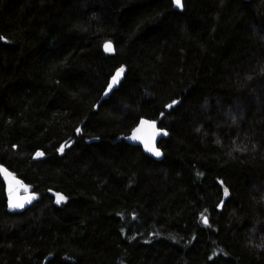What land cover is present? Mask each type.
<instances>
[{"label": "trees", "instance_id": "obj_1", "mask_svg": "<svg viewBox=\"0 0 264 264\" xmlns=\"http://www.w3.org/2000/svg\"><path fill=\"white\" fill-rule=\"evenodd\" d=\"M0 163V264H264V0H0Z\"/></svg>", "mask_w": 264, "mask_h": 264}, {"label": "water", "instance_id": "obj_2", "mask_svg": "<svg viewBox=\"0 0 264 264\" xmlns=\"http://www.w3.org/2000/svg\"><path fill=\"white\" fill-rule=\"evenodd\" d=\"M175 1V0H174ZM249 1V0H245ZM176 4V3H175ZM183 4V0H181V5ZM177 6V5H176ZM181 7V6H177ZM111 43L113 51L109 52L105 49V44ZM103 50L108 55H114L116 53V47L113 41L108 40L103 45ZM118 70L117 72H119ZM117 72L113 75V77L116 76ZM125 73L121 74L118 81L116 83H113V77L110 79V82L104 91L103 99L108 98L115 89H117L121 83L124 80ZM144 122L142 125L141 122ZM154 125V127H152ZM139 129V131H137ZM138 136L140 139H132L131 137ZM167 136V130L161 128L157 121L151 120L148 118H142L139 123L134 127L132 132L125 137V141L131 145L134 146H140L142 147L143 151L149 155L150 157L156 159V160H162L164 158V152L159 146V142L161 139ZM146 144L148 145L146 147ZM156 150H158L161 155L156 156L153 152L148 150V147L153 146ZM0 169H6L7 174H5L3 171H0V174L2 176V179L4 181V184L6 186V196H7V202H8V210L11 213H21L31 207L36 202V193L32 190V188L26 184L20 177L14 175V173L7 168L4 164L0 163ZM10 186L12 188V191L10 193ZM30 198V199H26ZM10 199H16L24 203V206L22 208H13L10 206Z\"/></svg>", "mask_w": 264, "mask_h": 264}, {"label": "snow or ice", "instance_id": "obj_3", "mask_svg": "<svg viewBox=\"0 0 264 264\" xmlns=\"http://www.w3.org/2000/svg\"><path fill=\"white\" fill-rule=\"evenodd\" d=\"M175 3H176L177 6H182V5H181V0H175ZM105 49H106L107 51H109V52L113 51V48H112L111 43H107V44H105ZM123 71H124V70H123V68H122V69H120L119 72H117L116 76L113 77V83H116V82L118 81V79H119V77L121 76V74L123 73ZM141 124L143 125L144 122L142 121ZM152 127H154V125H152ZM137 131H139V129H138ZM131 138H132V139H140V137H138V136H133V137H131ZM147 146H148V145L146 144V147H147ZM148 150L151 151V152H153L154 155H156V156H160V155H161V153H160L158 150L155 149L154 145L151 146V147H148ZM60 151H61V152L63 151V147L60 148ZM36 155H37V156H41V155H43V153H39V152H38ZM0 171H3L5 174H7V170H6V169H0ZM11 191H12V188H11V186H10V193H11ZM26 199H30V198H26ZM63 199H64V197H62V196H58V202H59L60 200H63ZM10 206L13 207V208H22V207L24 206V203L21 202V201H19V200H16V199H10ZM203 222H204L205 224H207V222H208V221H207V217H204V218H203Z\"/></svg>", "mask_w": 264, "mask_h": 264}]
</instances>
